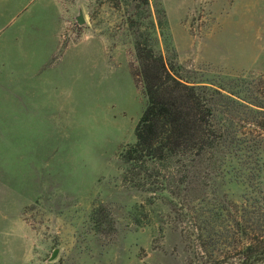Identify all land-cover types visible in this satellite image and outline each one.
I'll return each instance as SVG.
<instances>
[{"label": "rangeland", "instance_id": "obj_1", "mask_svg": "<svg viewBox=\"0 0 264 264\" xmlns=\"http://www.w3.org/2000/svg\"><path fill=\"white\" fill-rule=\"evenodd\" d=\"M137 40L226 91L264 75V0H0V264H190L170 189L194 206L248 194L233 159L127 180L147 103Z\"/></svg>", "mask_w": 264, "mask_h": 264}, {"label": "trees", "instance_id": "obj_2", "mask_svg": "<svg viewBox=\"0 0 264 264\" xmlns=\"http://www.w3.org/2000/svg\"><path fill=\"white\" fill-rule=\"evenodd\" d=\"M136 49L147 103L125 152L140 169L127 180L145 184L136 180L153 175L149 162L174 165L175 172L160 175L183 183L189 175L179 166L187 167L186 159L214 169L236 160L234 174L249 187L242 202L195 197L194 206L177 187L170 189L180 205L173 207L174 220L192 253L190 264H264V75L223 91L183 80L147 42L137 40Z\"/></svg>", "mask_w": 264, "mask_h": 264}, {"label": "water", "instance_id": "obj_3", "mask_svg": "<svg viewBox=\"0 0 264 264\" xmlns=\"http://www.w3.org/2000/svg\"><path fill=\"white\" fill-rule=\"evenodd\" d=\"M80 23H83L85 21L84 17L82 15H80V17L78 18ZM57 249L53 252V257L56 256L57 254Z\"/></svg>", "mask_w": 264, "mask_h": 264}]
</instances>
